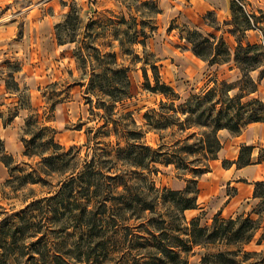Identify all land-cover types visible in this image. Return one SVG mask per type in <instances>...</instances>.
<instances>
[{"label":"trees","instance_id":"trees-1","mask_svg":"<svg viewBox=\"0 0 264 264\" xmlns=\"http://www.w3.org/2000/svg\"><path fill=\"white\" fill-rule=\"evenodd\" d=\"M124 5L128 12L132 7L138 13L145 8L148 21L138 23L130 12L128 18L115 16L118 22L74 23L80 17L72 6L65 14L66 22L55 24L58 44L75 43L72 54L81 70L79 79L67 84L64 92L76 84L83 88L89 115L102 122L95 129H86L83 156L79 148H64L55 141V129L38 120L27 89H20L14 80L18 64L5 61L9 66L6 90L18 98L16 111H28L18 136L24 148L22 155L38 159L30 172L13 166V158L4 152L0 140V161L11 177L6 183L44 185V177L49 176H56L57 182L48 197L33 200L0 221L3 264L24 256L21 264H188L193 247L215 243H223L225 251L203 253L200 264H235L229 257L237 253L233 248L248 242L259 225L264 208L255 220L248 215L218 219L216 214L209 227H201L197 217L187 221L184 212L197 207L198 179L210 171L211 161L222 148L220 132L239 135L249 124L264 123V102L258 98L244 100L258 87L249 73L264 64V12L247 13L245 3L231 1L227 32L236 42L233 54L222 36L205 35L187 25L177 27L179 40L195 57L209 67L232 62L240 72L232 82L212 79L211 86L181 101L170 85L161 82L158 59L146 48L155 30L148 22L161 12L159 7L153 0H129ZM254 29L262 33L261 44L243 45L245 32ZM65 32L67 40L62 37ZM108 32L115 44L98 43ZM137 45L141 55L133 49ZM118 53L127 56L130 64L141 63L145 89L164 97L157 107L143 112L141 125L132 112L116 110V103L130 97V69L118 62ZM147 69L154 85L149 82ZM51 92L50 115L45 119L51 118L62 91ZM13 117L15 113L7 123ZM148 133L157 136L153 146L146 141ZM252 149L241 145L236 160L224 159L222 167L251 164ZM158 164L173 166L179 177L189 175L185 187L156 188L151 176L158 171ZM15 172L20 175L14 176ZM254 186L253 198L263 203L264 182ZM258 187L262 189L257 191Z\"/></svg>","mask_w":264,"mask_h":264},{"label":"rangeland","instance_id":"rangeland-1","mask_svg":"<svg viewBox=\"0 0 264 264\" xmlns=\"http://www.w3.org/2000/svg\"><path fill=\"white\" fill-rule=\"evenodd\" d=\"M129 0H11L0 6V140L4 152L13 158V166L17 165L26 172L35 168L38 159H28L22 155L23 145L19 140V130L28 115V111L20 109L16 111L18 98L7 92L5 79L9 74V66L18 64L19 71L13 73L14 80L19 88H26L29 95L30 105L36 109L38 120L52 126L55 131V141L64 148L74 146L80 149V156L87 150V128H96L101 125V120L89 115L88 104L85 102L83 88L72 85L65 91L67 84H72L80 77V69L72 54L75 43L58 44L55 34V24L65 23V14L74 8L78 11L79 22L108 23V20L119 21L115 16L123 14L128 18L129 14L137 17L140 21L147 22V10L140 9L139 13L126 10L125 3ZM160 9V13L154 15L152 21L155 30L147 39L146 48L158 59L157 64L161 82L170 85L184 100L189 94L211 86V80L232 82L240 77V72L232 62L209 67L199 58L195 57L178 37V29L181 25L196 28L203 34L212 33L222 36L233 54L236 42L232 35L227 32L231 20V1L245 3L247 13L259 14L264 12V0H153ZM209 14V16H208ZM173 23V24H172ZM214 27H217L216 29ZM172 26V30L168 28ZM68 33L62 35L68 39ZM237 36L240 34L237 33ZM246 38L242 44H261L262 33L258 29L245 32ZM108 43L112 41L111 32L105 38H99ZM114 44L115 42L112 41ZM134 51L141 55V47L134 46ZM118 62L129 67L128 77L130 81V97L116 103V110L130 111L138 125L142 124V114L148 109L157 107L162 95H155L145 89V79L141 73V63L130 64L127 56L118 53ZM13 66V65H11ZM10 66V67H11ZM13 67H11V70ZM149 82L154 85L151 71L147 69ZM250 76L258 82L257 91L249 95L245 101L258 98L264 102V64L258 69L251 71ZM57 82L55 87H49ZM62 91L59 103H56L50 119H45L49 114L48 101L52 96L51 90ZM53 99H56L53 97ZM15 113V117L7 123L8 118ZM6 122V125L3 123ZM241 133L247 134L249 142L255 139L256 132L252 127H246ZM240 133V134H241ZM239 134V135H240ZM230 133L220 134L222 144L216 161H211L209 174H204L198 179L199 189L196 209L184 212L185 219L197 217L201 227H209L214 216L218 219H235L239 215L258 219V211L264 208V202L259 198L250 196L248 186L253 188L254 183L264 178V140L251 144V164L247 176L257 180L231 178L222 167V160L232 161L238 156L241 145ZM146 141L149 145H155L157 136L148 133ZM92 146V144H89ZM239 147V150H238ZM251 153V154H252ZM158 171L151 178L158 189L180 190L185 187L189 175L179 177L173 166L157 165ZM15 175H20L15 172ZM7 168L0 161V221L6 215L19 212L31 201L48 197L55 190L56 176L44 177L46 184H27L19 187L6 183L10 179ZM260 179V180H259ZM12 187H18L13 189ZM239 187V191H238ZM261 187L257 188V191ZM251 194V195H252ZM221 201H224L220 210L213 212ZM226 201V202H225ZM201 209V211H198ZM195 215V216H194ZM223 243H215L206 247H193L188 264H200L203 253H217L225 251ZM236 255L229 256L235 264H264V212L259 220L258 227L253 231L248 242L240 243L233 248ZM27 256L11 258L7 264H21ZM219 263V260L216 262ZM0 264H3L0 260Z\"/></svg>","mask_w":264,"mask_h":264},{"label":"crops","instance_id":"crops-1","mask_svg":"<svg viewBox=\"0 0 264 264\" xmlns=\"http://www.w3.org/2000/svg\"><path fill=\"white\" fill-rule=\"evenodd\" d=\"M11 0H0V6L2 4H5L7 2H9ZM248 127H252V130H254L256 132V135L254 138L255 139H251V141L249 142V139H248V135L247 134H244L241 133L240 135L238 136H234L235 140H237L236 142L241 145V144H251V145H255L256 144V141H261V139L264 140V123H252V124H249ZM223 132H226L228 133L227 131H221V133ZM256 140V141H255ZM238 150H239V147H238ZM238 155V153H237ZM254 156V153L251 154V158H253ZM237 156L235 155L234 158L232 159V161L236 160ZM216 161V160H214ZM252 166V165H247V166H244V167H241V168H237L235 166V164H232L229 168H224L225 172L228 174L227 176V180L231 179V178H234L235 180H239V178H245L247 180H257L255 177H252V176H247L248 174V168ZM206 174H209V173H206ZM260 180V179H259ZM261 180H264V178L261 177ZM247 189H249V193H250V196H252V190L253 188L251 186H248ZM238 191H239V187H238ZM224 201H221V203L216 206L215 210L213 212H215L216 210H220V207L222 205ZM226 202V201H225ZM198 211H201V209H198ZM195 216V215H194Z\"/></svg>","mask_w":264,"mask_h":264}]
</instances>
